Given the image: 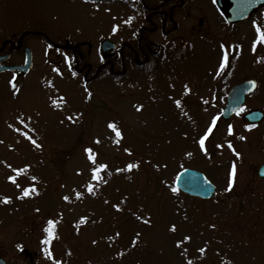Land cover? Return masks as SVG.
Instances as JSON below:
<instances>
[{
  "label": "rangeland",
  "instance_id": "rangeland-1",
  "mask_svg": "<svg viewBox=\"0 0 264 264\" xmlns=\"http://www.w3.org/2000/svg\"><path fill=\"white\" fill-rule=\"evenodd\" d=\"M186 2L177 17L181 27L169 37H174V43L169 44L170 39L160 32L153 36L165 51L172 50L167 58L158 59L154 71H134L121 80L102 77L88 86L72 73L70 51H58L42 39L31 38L27 44L34 63L27 77L14 89L0 75V256L8 264H31V259L33 264H52L45 247L62 264H186L187 259H193L194 264H264V179L257 174L264 163V125L241 129L238 120L231 124L233 134L229 136L228 125L222 123L206 141L207 155L195 143L219 114L215 88L226 86V80L218 81L225 72L230 83L237 74L258 77L260 88L248 109L264 111V44L258 43L252 50L253 21L264 30L263 10L252 13L251 21L231 26L213 0ZM136 17L134 9L121 3L0 0L1 29H38L54 41L80 44L94 65L102 61L101 41H121L119 37L136 23ZM200 19H204L202 25ZM192 26L196 30L189 34ZM221 44L228 51L229 63L217 74ZM184 83L192 88L188 96H183ZM16 89L19 91L13 95ZM88 92L90 100H86ZM60 96L67 103L54 108L51 99ZM169 96L182 99L188 116ZM134 105L143 108L137 112ZM21 113L31 117L25 122L36 129L29 134L41 148H34L9 127L12 124L27 131L16 119ZM74 113L80 118L69 123L65 117ZM109 121L116 122L124 135L119 146L111 142L114 134L106 128ZM241 136L245 139H239ZM95 138L101 140L100 145L92 144ZM228 142L240 153L239 159L227 147ZM217 144L223 146L217 148ZM87 146L99 150V159L107 162L113 173L111 178L102 173L110 182L100 186L96 197L83 188L89 177L83 153ZM123 147H129L133 157L123 153ZM133 159L151 163H142L138 172H115ZM233 162L237 165L236 183L226 192ZM157 163L159 170L153 167ZM8 164L13 168L29 166L17 177L20 189L7 180L14 175ZM181 165L203 172L217 187L214 197L205 200L180 191L172 194L170 187ZM33 175L36 181L30 179ZM33 185L38 195L17 198L23 188ZM73 189L83 192L84 198L76 200ZM64 195L70 197V203L61 198ZM5 196L11 197L10 203L2 202ZM123 197L128 198L121 205L124 211L116 212L111 205ZM129 209L150 217L152 225L136 221ZM81 217H87V222L77 227ZM49 219L59 221V238L46 246L43 229ZM171 223L177 224L175 234L167 230ZM213 224L215 228L209 227ZM117 231L119 238L109 241L107 237ZM137 231L141 233L139 243L130 247ZM185 234L191 235L192 241L186 245L187 255L182 256L174 241ZM93 239L96 245L91 243ZM205 241L206 253L201 257L196 250L205 246ZM119 252L125 255L118 256Z\"/></svg>",
  "mask_w": 264,
  "mask_h": 264
},
{
  "label": "flooded vegetation",
  "instance_id": "flooded-vegetation-1",
  "mask_svg": "<svg viewBox=\"0 0 264 264\" xmlns=\"http://www.w3.org/2000/svg\"><path fill=\"white\" fill-rule=\"evenodd\" d=\"M92 1L94 4H112L121 3L124 6L131 7L136 11L137 17L135 24L131 28H128L125 33L121 34L119 37L122 38L121 41L117 42L118 47L102 53V61L97 65L91 63L88 59V55L84 52L80 44H71L54 41L45 31L43 30H23V31H12L0 28V75L5 76V82L8 84L17 85L22 79L27 77L33 68L34 54L32 51V67L27 71H21L15 69L16 66H22L26 62V52L29 47L31 38H38L44 40L47 45H51L54 49L58 51H66L71 53L70 59V69L72 73L80 76L83 81L89 86L98 79L102 77L112 78V79H125L130 76L134 71H154V66H156L158 59L167 58L171 53L170 51H165L163 44L154 39V35L160 32L164 35V38H169L172 33L175 32L179 27H181L180 22L177 17L184 10L187 0H87ZM223 4L217 8L225 17L228 13V0H223ZM263 10L264 15V5L254 12ZM253 12V14H254ZM251 20L247 19L240 23H247ZM204 23V19L199 20V25ZM258 23V22H257ZM239 23L229 24L231 26H237ZM261 26V24H259ZM188 32L193 34L195 32L194 26ZM125 30V29H124ZM169 44L174 43V37L169 38ZM106 40V39H104ZM103 41V40H102ZM185 44V43H184ZM166 53V54H165ZM165 55V56H164ZM150 66L151 69H148ZM132 67V68H131ZM60 70V68H59ZM156 72V70H155ZM153 72V73H155ZM228 73L225 72L221 77H219V83L224 80L227 81L225 87L222 85H217L215 88V98L221 106L219 114V120L217 121V127L221 124L229 125L236 121H241V129H247L246 125H253L251 128L260 127L264 125V119L259 123H247L242 121V117L245 113L254 110L255 108L248 109L250 107V102L252 96L256 94L260 88L259 78H254L251 75L237 74L233 82L227 80ZM254 79L256 81V87L252 91L245 95V98L239 108H244L245 111L240 115H236L234 112L229 117L223 116L224 108L228 105L229 95L232 88L244 81ZM33 264V260H30Z\"/></svg>",
  "mask_w": 264,
  "mask_h": 264
},
{
  "label": "snow or ice",
  "instance_id": "snow-or-ice-1",
  "mask_svg": "<svg viewBox=\"0 0 264 264\" xmlns=\"http://www.w3.org/2000/svg\"><path fill=\"white\" fill-rule=\"evenodd\" d=\"M213 2H215V0H213ZM253 28L255 30V39L253 40L252 43V50L255 51L256 50V45L259 44H264V30H262V26H260L256 21H253ZM113 31H116V27H113ZM49 47H51L49 45ZM221 49H222V53L220 56V60H219V69L217 74H219V71H223V69L228 65L229 63V54L228 51L225 48L224 44H221ZM67 59V58H66ZM257 62H261V61H257ZM53 71H56L59 74V70L58 69H53ZM75 75V74H74ZM248 84L251 86V88H255L256 84L255 81H248ZM12 87L15 89V85L13 84ZM170 87H174L173 85H170ZM182 89H183V96H188L192 93V88L190 86L189 83H184L182 85ZM19 90L16 89L13 92V95L16 94V92H18ZM87 91V90H86ZM91 93L88 92L87 96H86V100H90L91 98ZM51 99V97H50ZM169 100H172L173 104L175 105V107L177 109H180L182 114L184 116H188V112L183 110V105H182V99H173L172 96L168 97ZM59 101V102H58ZM67 101L65 100V98L63 96H60L56 99H51V105L54 108H61L62 105L66 104ZM204 103H207V101H204ZM135 109L137 112H140L143 108V105H134ZM245 109L244 108H237L235 109L236 115H240L242 112H244ZM80 118V114H72V115H68L65 117V119L69 122V123H76ZM17 121L19 122L20 125H23L24 129H27V131L22 130L19 127H14L12 124H9L10 128H13V131L19 133L20 136H22L25 140L29 141L31 143V145L36 148L39 149L42 147V145L40 143H37V140L33 138L32 135H30L29 133H35L36 129L35 128H31L29 127V124L26 123V119L27 120H31V117H27L25 118V116L23 115V113H21L20 115H18L16 117ZM219 120V116H213L211 119V123L207 126V128L204 130L203 134L200 135L199 139L195 141L196 144H198L199 149L202 153H204L205 155H207V147H206V141L209 140V137L213 134L214 129L217 127V121ZM60 123H64V121L62 120ZM247 129H251V127H253V125H246L245 126ZM106 128L108 130H110V132L112 134H114V137L112 138L111 142L117 146H119L121 144V142L124 139V135L122 133V131L120 130V127L118 126V124L116 122L113 121H109L106 124ZM227 133L229 136H231L233 134V126L231 124H229L227 126ZM239 139L243 140L245 139V137L241 136L239 137ZM0 143H3V141H0ZM93 145H100L101 144V140L99 138H95L92 141ZM223 145L217 144L216 147L220 148ZM227 147L229 149H232L235 156L239 159L240 158V153L236 152L235 149H233V145L231 142H228ZM123 153H125L128 157H133L134 153L133 151L129 148V147H123L122 148ZM83 153L86 157V160L88 161V180L84 183L83 188L84 191L87 192L90 196L92 197H96L97 196V191L100 188L101 185H108L110 182V179L112 176V171L110 170L109 164L107 162H104L102 160L99 159L100 153L99 150H94V148L92 146H87L83 148ZM186 156H192L191 152H186L185 153ZM150 164L151 161L150 160H130L125 162L123 167H116L115 168V172L116 173H132L134 171H139L141 168V164ZM8 168L11 169V171L14 173V175H9L7 177V180L9 182H11L12 184L15 185L16 188L20 189L21 185L19 183H17V177H19L21 174L26 173L28 171V165H25L22 168H13L12 165L8 164L7 165ZM153 167H155L157 170H159V168L161 167V165L159 163L153 165ZM163 167H167V165H163ZM181 168L183 169V173H187L188 169L183 168V166L181 165ZM102 173L106 174V176L108 178H105V175H102ZM77 175H81V172L78 170L77 171ZM181 176V173H177L176 179L173 182V186L170 187V191L172 194H177L179 192V188L177 186H175L176 182L179 181ZM236 178H237V165L235 162H233L230 166L229 172H228V184H227V188L225 189L226 192L231 191L236 183ZM30 179L32 181H36L37 177L36 176H31ZM161 183H164V181H161ZM75 194V199L76 200H82L84 198V193L81 191H78L76 189L72 190ZM30 194H37V189L36 187L30 186V187H25L22 189L21 195L18 196V199H22L24 197H28ZM65 202H71L70 201V197L68 195H64L61 197ZM127 197H123L121 199V201L119 203L116 204H112L111 207L113 209H115L116 212H123L124 209L121 207L122 204H125L127 201ZM11 201V197H3L2 198V202L3 203H10ZM105 204H108L109 201L107 199L104 200ZM36 211H39V209H37ZM131 216L135 218L136 221L142 222L144 225H148L151 226L152 225V220L151 218H144L142 215H138L137 211L129 209ZM142 211V210H141ZM87 217H81L77 227H79V225L85 224L87 222ZM185 220H187V216L185 215L184 217ZM96 221H93V223H95ZM59 223V221L54 220V219H49L47 221V226L43 229L44 233H46V238L42 240V243L44 245H49L50 242L53 239H58L59 237L56 235V225ZM209 227L215 228V225H209ZM168 232L170 233H177L178 232V227L176 223H171L170 226L168 227ZM120 236V232L117 231L114 233V235L108 236L107 239L109 241H113L117 238H119ZM141 233L139 231H137L135 233L134 238L131 241V245L130 247H136L139 243V239H140ZM192 241V236L185 234L183 235L182 238L176 239L174 241V246L180 250V254L182 256H186L188 253V248L186 247V245L190 244ZM91 243L93 245H96L98 242L93 239L91 241ZM206 246H207V241H205V246H201L197 248V252L200 254L201 257H203V255L206 253ZM46 258L52 261V264H62V261L59 259H54L53 258V253L52 251L48 248L45 247L43 249ZM69 255L71 253H68ZM118 256H123L125 255V253L123 252H119L117 253ZM186 264H194L193 259H187Z\"/></svg>",
  "mask_w": 264,
  "mask_h": 264
},
{
  "label": "water",
  "instance_id": "water-1",
  "mask_svg": "<svg viewBox=\"0 0 264 264\" xmlns=\"http://www.w3.org/2000/svg\"><path fill=\"white\" fill-rule=\"evenodd\" d=\"M219 3L221 5H224L222 0H219ZM261 5H264V0H229L228 14L226 16V19L230 23L247 20L250 17L251 13ZM222 8L224 10V7ZM116 47V43L107 40L102 43V50L104 51ZM26 50V63L22 66L14 67L15 69H19L24 72H27L32 66L31 51L29 48H27ZM252 89L254 88H251V86L248 84V81L236 85L230 93L228 105L224 110V117L231 116L235 109L240 107L245 98V95L248 92L252 91ZM263 118L264 113L257 110L249 112L243 116V120L245 122H260L263 120ZM186 169H188L187 173H183V170L179 172L181 173V176L179 181L176 182L175 186H177L182 192L191 196L203 199L212 198L216 193V186L212 182H210L206 175L201 171L192 168ZM258 175L264 178V164L258 168ZM0 264L8 263L3 257H0Z\"/></svg>",
  "mask_w": 264,
  "mask_h": 264
}]
</instances>
